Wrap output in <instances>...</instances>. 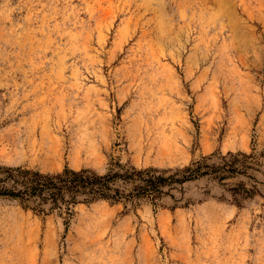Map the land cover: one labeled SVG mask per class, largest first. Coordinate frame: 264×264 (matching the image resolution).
<instances>
[{"label":"rangeland","instance_id":"obj_1","mask_svg":"<svg viewBox=\"0 0 264 264\" xmlns=\"http://www.w3.org/2000/svg\"><path fill=\"white\" fill-rule=\"evenodd\" d=\"M153 206L69 219L0 200V264H264V0H0V166L175 170ZM257 193L236 206L228 189Z\"/></svg>","mask_w":264,"mask_h":264},{"label":"trees","instance_id":"obj_2","mask_svg":"<svg viewBox=\"0 0 264 264\" xmlns=\"http://www.w3.org/2000/svg\"><path fill=\"white\" fill-rule=\"evenodd\" d=\"M209 159L203 157L175 170L137 169L130 163L112 160L104 174L67 168L50 174L0 166V200L13 202L37 215L55 213L69 219L80 204L106 202L131 209L143 203L156 206L163 196L188 182L204 177L223 182L236 175L246 176L256 163L252 154L243 153L221 156L216 166L208 165ZM228 192L236 206L257 193L254 187L247 188L243 183Z\"/></svg>","mask_w":264,"mask_h":264}]
</instances>
